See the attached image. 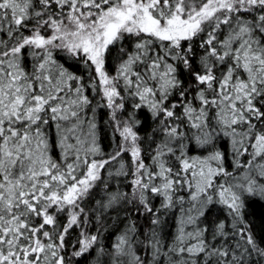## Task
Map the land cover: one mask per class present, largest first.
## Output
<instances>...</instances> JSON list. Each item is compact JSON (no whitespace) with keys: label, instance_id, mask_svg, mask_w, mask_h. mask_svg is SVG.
I'll list each match as a JSON object with an SVG mask.
<instances>
[{"label":"snow or ice","instance_id":"6c2138e0","mask_svg":"<svg viewBox=\"0 0 264 264\" xmlns=\"http://www.w3.org/2000/svg\"><path fill=\"white\" fill-rule=\"evenodd\" d=\"M257 198L264 0H0V264H264Z\"/></svg>","mask_w":264,"mask_h":264},{"label":"trees","instance_id":"16d2710c","mask_svg":"<svg viewBox=\"0 0 264 264\" xmlns=\"http://www.w3.org/2000/svg\"><path fill=\"white\" fill-rule=\"evenodd\" d=\"M104 117L101 115V119ZM102 143L106 147L108 144L107 136L105 135ZM253 213L251 219L255 223V227L259 230L262 226V215H264V201L259 200L258 198L252 203L251 208L249 209Z\"/></svg>","mask_w":264,"mask_h":264}]
</instances>
